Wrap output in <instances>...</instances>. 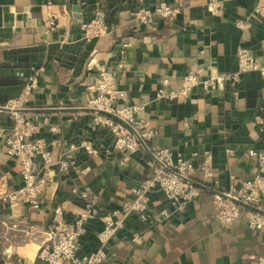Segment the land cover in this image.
I'll list each match as a JSON object with an SVG mask.
<instances>
[{"label":"crops","instance_id":"1","mask_svg":"<svg viewBox=\"0 0 264 264\" xmlns=\"http://www.w3.org/2000/svg\"><path fill=\"white\" fill-rule=\"evenodd\" d=\"M160 1L180 11L173 19L157 16L152 24L136 19L138 9L154 8ZM223 2L225 12L217 17L206 0H0V105L18 99L29 76L41 68L39 88L22 105L52 109L24 112L37 126L30 137L47 141L52 161H37L46 177L39 209L0 201V264H39L46 232L58 219L78 218L87 202L94 205L95 217L82 239V253L97 248L103 216L121 207L132 187L151 175L148 161L154 158L148 150L153 153L156 146L195 165L203 151H210L218 179L213 189L222 192L233 181L231 175L238 185L254 176L256 164L248 149H264V78L258 72H246L239 82L212 91L195 86L188 98L156 97L161 88L178 90L190 73L206 78L235 72L241 47L264 64V18L253 13L264 0ZM74 8L80 17H74ZM97 9L109 16L110 30L86 39L83 25ZM98 67L116 73L125 92L119 103L135 107V118L154 128L148 150H116L110 129L95 123L96 112L80 109L95 94L90 86ZM9 123L10 112L0 110V124ZM20 171L19 160L0 138V194L21 185ZM191 178L211 187L198 170ZM204 190L181 212L161 192L153 193L147 219L135 214L127 219L104 264H257L264 235L248 227L246 211L222 226L215 218V193ZM134 234L142 243L131 240Z\"/></svg>","mask_w":264,"mask_h":264},{"label":"built area","instance_id":"2","mask_svg":"<svg viewBox=\"0 0 264 264\" xmlns=\"http://www.w3.org/2000/svg\"><path fill=\"white\" fill-rule=\"evenodd\" d=\"M206 3L213 16H223L225 12V2L223 0H206ZM179 11L178 7H174L166 1H160L154 8L142 7L138 9L135 16L142 24H152L157 16L173 19ZM253 13L258 18H264V5L256 6ZM54 23L53 18H51L49 24L54 25ZM246 25H248V22L238 23L240 27ZM83 28L86 39L107 34L110 30L107 13L104 10L97 9L94 17L84 24ZM236 53L237 69L235 72L212 74L206 78L202 77L200 72L190 73L184 77L182 86L178 90L167 92L161 88L157 91L156 97L169 100L188 98L195 86L200 85L206 91H212L222 83L239 82L241 75L251 71L258 72L264 78V64H261L248 48L241 47ZM94 65L91 60L88 66L92 69ZM40 73L41 68H35L33 74L29 76L20 97L4 105L12 109L10 111V123L8 125L0 124V138L4 140L8 154L19 160L22 177V183L17 189L0 194V201L11 206L22 202L33 210L41 207V194L46 183V177L39 173L37 161L41 158L45 163H49L52 158L45 139L30 137V132L36 130L37 126L24 112L18 109L25 108L22 105L24 100L39 88L38 77ZM97 73L96 82L90 86L91 91L95 94L88 99L86 107L99 108L117 114L127 123L133 125L142 140L149 141L156 134L149 121L136 119L135 107L119 103L125 98V92L118 85L116 73L104 67H98ZM262 103L264 105V91ZM96 114L95 123L108 127L112 132L116 150L134 153L142 148L138 137L124 123L99 112H96ZM186 124L189 125L190 122L186 121ZM85 146L89 152H96L90 146ZM153 154L163 165L155 159H150L148 165L151 169V175L132 187L130 198L121 207L103 216V227L97 233V248L89 253H82V239L87 233L89 221L95 217L94 205L87 202L85 210L78 218L70 222L58 219L51 229L46 232V239L41 243L37 253L39 264H104L108 258V248L111 241L124 228L127 219L132 214L138 215L142 220L147 219L153 193L161 192L171 206L181 212L195 202L203 190L201 187L185 180L184 176L191 178L194 172L198 170L202 173L204 179L211 183L212 188L218 182L213 168L214 157L210 151L201 153L202 159L197 165L192 159L181 154L174 155L168 147L156 146ZM198 154V152H195L192 156L196 158ZM248 154L256 164L257 172L240 185L234 181L236 175H231L233 181L224 193L264 210L262 205L264 199V149L249 148ZM61 165L67 167L65 161ZM83 196L87 197L86 194H83ZM213 206L216 210L215 218L222 226L232 225L233 221L241 217L243 212L246 211L248 227L258 230L264 235V213L247 208L218 193L213 196ZM131 240L137 243L143 241L138 234H134ZM257 264H264V249L258 257Z\"/></svg>","mask_w":264,"mask_h":264},{"label":"water","instance_id":"3","mask_svg":"<svg viewBox=\"0 0 264 264\" xmlns=\"http://www.w3.org/2000/svg\"><path fill=\"white\" fill-rule=\"evenodd\" d=\"M79 11H80L79 8H74V17H75V18L80 17V14L78 13ZM53 109H54V108H53ZM62 109H63V108H62ZM64 109H66V108H64ZM68 109H70V108H68ZM80 109H83V110H92V111H95V112H99V113H102V114H105V115L111 116V117L115 118L116 120L120 121L121 123H124L127 127H129V128L135 133V135L138 137V140H140V142H141V144H142V147H144L145 149L148 150L147 142H145L144 140H142V139L140 138L138 132H137L136 129L133 127V125H132L131 123H129V122L127 123L125 120H123V119H122L120 116H118L117 114H115V113H113V112H109V111H107V110H103V109H99V108H94V107H83V108H80ZM0 110L10 112L12 109H11L10 107H8V106H1V105H0ZM18 110L21 111V112H27V111H30V110H35V111H47V110H52V109H51V108H39V109H37V108H35V109L20 108V109H18ZM148 151H149V153L151 154V156H152L155 160H157L161 165H163V163H162L157 157H155L154 154H153L150 150H148ZM168 169H169V168H168ZM169 170H170V169H169ZM184 179L187 180V181H190L191 183H193V184L196 185L197 187L199 186V187H201V188H203V189H207V190H210V191H212V192H214V193H218V194L223 195V196H225V197H227V198H229V199H231V200L233 199L234 201L240 203L241 205H244V206L247 207V208H252V209H254V210H257V211H259V212L264 213V210H262L261 208L255 206V205H252V204H247V203H245V202H243V201H240V200L236 199V198L233 197V196L230 197L229 195L225 194L224 192H222V191H220V190H218V189H213V188H211V187H209V186L204 185V184L201 183V182H198V181L196 182V181L193 180L192 178H189V177H186V176H184Z\"/></svg>","mask_w":264,"mask_h":264},{"label":"trees","instance_id":"4","mask_svg":"<svg viewBox=\"0 0 264 264\" xmlns=\"http://www.w3.org/2000/svg\"><path fill=\"white\" fill-rule=\"evenodd\" d=\"M108 17H109V16H108ZM108 21H109V18H108ZM204 191H206V190L203 189L202 192H204Z\"/></svg>","mask_w":264,"mask_h":264}]
</instances>
